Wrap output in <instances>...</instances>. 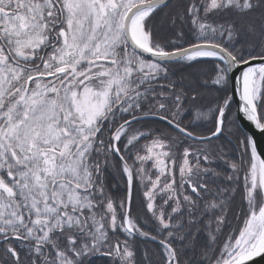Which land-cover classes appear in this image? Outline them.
<instances>
[{
  "label": "snow or ice",
  "instance_id": "6c2138e0",
  "mask_svg": "<svg viewBox=\"0 0 264 264\" xmlns=\"http://www.w3.org/2000/svg\"><path fill=\"white\" fill-rule=\"evenodd\" d=\"M264 0H0V264L264 257Z\"/></svg>",
  "mask_w": 264,
  "mask_h": 264
},
{
  "label": "water",
  "instance_id": "95a60500",
  "mask_svg": "<svg viewBox=\"0 0 264 264\" xmlns=\"http://www.w3.org/2000/svg\"><path fill=\"white\" fill-rule=\"evenodd\" d=\"M245 127H246V132L254 134L258 144L261 147V149H264V135H262L259 132H257L254 129V127H252L251 125L247 124V122H245ZM250 264H264V257H257L253 261H251Z\"/></svg>",
  "mask_w": 264,
  "mask_h": 264
},
{
  "label": "trees",
  "instance_id": "16d2710c",
  "mask_svg": "<svg viewBox=\"0 0 264 264\" xmlns=\"http://www.w3.org/2000/svg\"><path fill=\"white\" fill-rule=\"evenodd\" d=\"M107 257H95L93 258V264H105Z\"/></svg>",
  "mask_w": 264,
  "mask_h": 264
}]
</instances>
